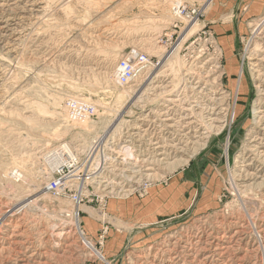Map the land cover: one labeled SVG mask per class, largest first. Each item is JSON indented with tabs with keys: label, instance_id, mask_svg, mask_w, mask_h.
Here are the masks:
<instances>
[{
	"label": "rangeland",
	"instance_id": "obj_1",
	"mask_svg": "<svg viewBox=\"0 0 264 264\" xmlns=\"http://www.w3.org/2000/svg\"><path fill=\"white\" fill-rule=\"evenodd\" d=\"M28 1L0 0V218L24 201L0 230V264L24 254L28 264H264V0ZM124 62L126 84L115 73ZM176 62L190 74L189 101L203 92L191 113L210 131L188 156L156 123L166 95L152 86L171 83ZM219 85L221 105L211 101ZM72 101L95 111L76 118ZM99 138L95 161L133 191L108 192L107 176L89 181L76 225L77 205L47 189L51 152L68 143L82 159ZM151 163L159 170L146 178Z\"/></svg>",
	"mask_w": 264,
	"mask_h": 264
},
{
	"label": "bare ground",
	"instance_id": "obj_2",
	"mask_svg": "<svg viewBox=\"0 0 264 264\" xmlns=\"http://www.w3.org/2000/svg\"><path fill=\"white\" fill-rule=\"evenodd\" d=\"M15 1H17V0H15ZM28 1V0H27ZM42 1V0H41ZM22 2V1H21ZM29 2V1H28ZM34 2H36V1H34ZM14 3V2H13ZM27 3V2H26ZM6 4V3H5ZM15 4H17V3H15ZM36 4V3H35ZM179 5V4H178ZM0 6H1V4H0ZM19 6H20V4H19ZM7 7V6H6ZM10 7V6H9ZM13 7V6H12ZM176 7H177V5H176ZM178 8V7H177ZM67 9V8H66ZM12 12V11H11ZM15 13V12H14ZM22 16V15H21ZM3 17V16H2ZM25 17V16H24ZM2 19V18H1ZM4 20V19H3ZM257 23V22H256ZM9 24V23H8ZM254 24V23H253ZM259 24V23H258ZM257 24V25H258ZM5 25H6V23H5ZM261 25V24H260ZM8 26V25H7ZM4 27V26H3ZM258 26H255V28H257ZM10 28V27H9ZM12 28V27H11ZM14 28V27H13ZM23 29V28H22ZM259 29V28H258ZM257 29V30H258ZM14 30V29H13ZM256 30V29H255ZM255 30H254V32H255ZM256 30V31H257ZM2 31V30H1ZM16 31V30H15ZM17 31H19V30H17ZM21 31V30H20ZM8 33V32H7ZM10 34V33H9ZM256 34V33H255ZM10 36V35H9ZM6 44V43H5ZM4 44V45H5ZM259 44V43H258ZM256 45V44H255ZM3 46V45H2ZM1 46V47H2ZM256 47V46H255ZM3 49V48H2ZM16 49V48H15ZM260 49V48H259ZM8 50H10V49H8ZM254 50V49H253ZM252 50V51H253ZM257 50V49H256ZM256 54V53H255ZM196 57V56H195ZM206 57V56H205ZM263 58V57H262ZM5 59V58H4ZM258 59V58H257ZM208 60V59H207ZM206 60V61H207ZM12 61V60H11ZM205 61V62H206ZM257 61V60H256ZM10 62V61H9ZM16 62V61H15ZM204 62V63H205ZM188 63V62H187ZM215 63V62H214ZM260 63V62H259ZM211 64H213V63H211ZM255 64V63H254ZM253 64V65H254ZM262 64V63H261ZM256 65V64H255ZM9 66V65H8ZM7 66V67H8ZM173 67H172V73H173V75L174 76H172V77H175V79L171 82V83H169V84H166V83H164V81L163 80H161V81H159V79L158 80H156V82L157 83H160V84H157V85H153L152 87H153V90H158V91H162V93H160L159 95H158V98H160V97H162V96H165L166 95V100L161 104L162 105V109L158 112V118H157V122L156 123H161V127L162 126H164V128H166V130H167V133H168V135L171 137V138H175L176 139V141L178 142L177 144L174 142L173 143V147H171L172 149H173V152H176V153H179V154H181L182 156H188L189 154H190V151L192 150V146L193 145H204L203 143L204 142H202V141H207L208 140V135L210 134V131H209V128H208V126L206 125V123L204 122V121H202V122H200V121H198V120H196L195 118H193V116H192V113H191V111H192V109H191V105H190V103H199V104H202L203 106L205 105V104H203V96H202V90H200V91H196V94H195V96H193L192 98H193V100L194 101H192V102H190L189 101V97H188V88H190V86H188V84H190V82H189V76H190V74L188 75V74H185L184 76H181V72H182V70H181V62L180 63H174V65H172ZM188 66H189V64H188ZM187 66V67H188ZM201 66H203V65H201ZM228 67H230L229 65H227ZM259 66V65H258ZM16 67V66H15ZM169 67V66H168ZM12 68V67H11ZM14 68V67H13ZM12 68V69H13ZM133 68V67H132ZM167 68V67H166ZM166 68H164V69H166ZM163 69V68H162ZM192 69V68H191ZM191 69H188V70H191ZM123 70H124V68L123 67H120V68H117L116 69V71H115V73L116 74H118L119 76L120 75H122V74H125V72H123ZM171 70V69H170ZM187 70V69H186ZM208 70V69H207ZM155 71H156V69H155ZM167 71V70H166ZM194 71V70H193ZM260 71V70H259ZM258 71V72H259ZM11 72V71H10ZM160 72V71H159ZM169 72V71H168ZM171 72V71H170ZM186 72V71H185ZM229 72V71H228ZM7 73V72H6ZM161 73V72H160ZM184 73V72H183ZM223 73V72H222ZM253 73H255V72H253ZM165 74V73H164ZM163 74V75H164ZM196 74V73H195ZM259 74V73H258ZM154 75V74H153ZM157 76H158V74H156ZM156 75L155 76H152V79H153V77H156ZM162 75V76H163ZM261 75V74H260ZM166 76V75H165ZM168 76V75H167ZM217 76H220V75H218L217 74ZM216 76V77H217ZM205 77V76H204ZM231 77V76H230ZM257 77V76H256ZM117 78V77H116ZM115 78V79H116ZM163 78V77H162ZM213 78H214V76H213ZM264 78V77H263ZM262 78V79H263ZM3 79V78H2ZM172 79V78H171ZM199 79V78H198ZM197 79V80H198ZM196 80V79H195ZM216 80V79H215ZM214 80V81H215ZM232 80V79H231ZM116 81V80H115ZM118 82H119V80H117ZM170 81V80H169ZM183 81V85H181L182 82ZM210 81V80H209ZM233 81V80H232ZM263 81V80H262ZM195 82V81H194ZM197 82V81H196ZM202 82V81H201ZM2 83V82H1ZM155 83V82H154ZM193 83V82H192ZM222 83V82H221ZM234 83V82H233ZM236 83V82H235ZM260 83V82H259ZM264 83V82H263ZM195 84V83H194ZM197 84V83H196ZM203 85V84H202ZM222 85V84H221ZM221 85H219V87H217L216 86V88H215V90L213 91L214 93H215V95H217V94H220V95H222V97L221 98H217V97H214V98H212L211 99V101L212 102H216L218 105H221V103H222V98H223V95H224V93L223 92H227L226 90L225 91H223L222 93H221V91L223 90V86H221ZM194 86V85H193ZM257 86V85H256ZM264 86V85H263ZM196 89H197V85L196 86H194ZM203 87V86H202ZM240 87V86H239ZM238 87V88H239ZM213 88V87H212ZM237 88V87H236ZM259 88V87H258ZM263 88V87H262ZM261 88V89H262ZM202 89V88H201ZM231 89V88H230ZM239 89H241V88H239ZM260 89V90H261ZM198 90V89H197ZM237 91V90H236ZM166 92V94H164ZM237 92H239V91H237ZM261 92V91H260ZM146 93V92H145ZM155 93V92H154ZM194 93V92H193ZM229 95H230V93H228ZM152 95V94H151ZM167 95L169 96V97H167ZM144 96V95H143ZM150 97V96H149ZM154 97H156V96H154ZM150 98H152V97H150ZM224 99V98H223ZM150 100V99H149ZM148 100V101H149ZM157 100V99H156ZM206 100V99H205ZM235 100V99H234ZM237 100V99H236ZM225 102V101H224ZM153 103V102H152ZM151 103V104H152ZM215 103V104H216ZM214 104V105H215ZM158 105H160V104H158ZM200 106V105H199ZM211 107V106H210ZM225 107V106H224ZM195 109V108H194ZM209 109V108H208ZM216 109V108H215ZM226 109V108H225ZM233 109H234V107H233ZM236 109V108H235ZM234 109V111H233V113H232V119L233 120H235L234 118H235V116H236V114H237V112H236V110ZM212 110V109H211ZM230 110V109H229ZM259 110H260V108H259ZM258 110V111H259ZM263 110V109H262ZM156 111V110H155ZM218 111V110H217ZM257 111V110H256ZM197 112V111H196ZM147 113H148V111H147ZM199 113V112H198ZM254 113V112H253ZM143 114V113H142ZM139 116V115H138ZM137 116V117H138ZM143 116V115H142ZM220 116V115H219ZM215 117L214 116V118L212 119V121H213V124L214 123H216V125H215V130L216 131H218V132H220L221 130H222V126H223V124H222V121H220V119H222L221 117ZM146 117V116H145ZM210 117V116H209ZM140 118V117H139ZM220 118V119H219ZM142 119V118H141ZM256 119V118H255ZM148 120V119H147ZM155 120V119H154ZM199 120H202V118L201 119H199ZM231 120V119H230ZM207 121V120H206ZM135 122V121H134ZM146 122V121H145ZM151 122V121H150ZM209 123V122H208ZM225 123V122H224ZM146 124V123H145ZM230 124V123H229ZM257 124H258V126H260V127H262L263 129H264V111H260L259 112V117H258V121H257ZM134 125V124H133ZM139 125H140V123H139ZM136 126V125H135ZM160 126V125H159ZM214 126V125H213ZM213 126H212V128H213ZM140 127H142V126H140ZM152 127V126H151ZM147 128H149V126L147 127ZM153 128V127H152ZM254 128V127H253ZM127 130V129H126ZM126 130H125V132H126ZM144 130H145V128H144ZM215 131V132H216ZM139 132V131H138ZM150 132V131H149ZM151 132H153V131H151ZM132 133V132H131ZM135 133V132H134ZM217 133V132H216ZM143 134V133H142ZM154 134V133H153ZM129 135V134H128ZM127 135V136H128ZM252 135V134H251ZM136 136V135H135ZM159 137V136H158ZM210 137V136H209ZM132 138V137H131ZM155 138V137H154ZM56 139V138H55ZM119 139H120V137H119ZM150 139V138H149ZM251 139H253V138H251ZM151 140V139H150ZM149 140V141H150ZM163 140V139H162ZM170 140V139H169ZM261 140V139H260ZM169 142H171V141H169ZM144 143V142H143ZM155 143V142H154ZM172 143V142H171ZM208 143V142H207ZM206 143V144H207ZM210 143V142H209ZM208 143V144H209ZM130 144H131V142H130ZM166 144V143H165ZM161 145H163V144H161ZM160 145V146H161ZM197 145V146H198ZM159 146V147H160ZM129 147V146H128ZM135 147V146H134ZM156 147V146H155ZM200 147V146H199ZM204 147V146H203ZM234 147V146H233ZM54 148V147H53ZM124 148H126V147H124ZM160 148H162L163 149V151H161V153H160V155H163V156H165L166 155V149H165V147L164 146H161ZM159 148V149H160ZM148 149H149V147H148ZM157 149V148H156ZM252 149V148H251ZM126 150V151H125ZM115 151V150H114ZM124 151L127 153V156H131L132 155V153L133 152H131V150H129V148H127V149H124ZM124 151L122 152V153H124ZM129 151L131 152V153H129ZM133 151V150H132ZM152 151V150H151ZM117 152V151H116ZM159 152V151H158ZM244 152V151H243ZM256 152V151H255ZM51 153H53V152H51ZM121 153V154H122ZM170 153V152H169ZM259 153H261L260 152V150H259ZM50 154V153H49ZM104 154V153H103ZM125 154V153H124ZM134 154V153H133ZM174 154V153H173ZM138 155V154H137ZM143 155V154H142ZM149 155V154H148ZM175 155V154H174ZM260 155V154H259ZM263 155V154H262ZM121 156V155H120ZM135 156V155H134ZM180 156V155H179ZM244 156V155H243ZM129 157H126L129 161H131V160H133V158H129ZM137 157V156H136ZM135 157V158H136ZM248 157V156H247ZM253 157V156H252ZM259 157V156H258ZM139 158V157H138ZM138 158H136V159H138ZM167 158V157H166ZM55 159H56V166H58L59 164H60V159L59 158H57L56 156H55ZM140 159V158H139ZM143 159V158H142ZM146 159V158H145ZM178 159V158H177ZM188 159H190L189 157H186L185 159H184V161L182 162H180V164L181 165H185V163H187L188 162ZM264 159V158H263ZM121 160V159H120ZM141 160V159H140ZM166 159H165V157H162V158H160L159 159V162H163V161H165ZM174 160V159H173ZM167 161H168V158H167ZM171 161V160H170ZM173 162V161H172ZM250 162H251V160H250ZM129 163H131V162H129ZM135 163V162H134ZM259 163V162H258ZM133 164V163H132ZM146 165V164H145ZM167 165V164H166ZM258 165V164H257ZM132 166H134V164L132 165ZM136 167H138L137 165H135ZM246 166V165H245ZM119 167V166H118ZM254 167H256V166H254ZM122 168V167H121ZM126 168V167H125ZM244 168V167H243ZM137 169V168H136ZM138 170V169H137ZM156 170H159V166L158 165H155V164H153V163H151V164H149L146 168H145V170L144 171H148V173L147 174H145L144 175V177H146V178H149V177H154L155 175H156V173H154V172H149V171H156ZM263 170H264V168H262L261 169V173H264L263 172ZM247 171V170H246ZM104 172H106V170L104 171ZM102 173V176H101V178L102 177H104L105 176V173ZM161 172V171H160ZM248 172V171H247ZM127 173V172H126ZM131 173V172H130ZM159 173V172H158ZM249 173V172H248ZM251 173V172H250ZM252 173H254V172H252ZM133 174V173H132ZM254 174H256V173H254ZM14 175V174H13ZM18 175V174H17ZM129 174H127V176H126V178H129V176H128ZM134 175V174H133ZM258 175V174H257ZM256 175V176H257ZM107 176V175H106ZM105 176V177H106ZM114 176V175H113ZM132 176V175H131ZM232 176V175H231ZM112 177V176H111ZM117 178V177H116ZM121 178V177H120ZM131 178V177H130ZM142 178V177H141ZM263 179V178H262ZM99 180V179H98ZM119 180V179H118ZM140 180V179H139ZM255 180V179H254ZM261 180V179H260ZM259 180V181H260ZM128 182L130 181V180H127ZM136 181V180H135ZM128 182H122V181H119V182H116V180H115V178H110V176L108 175L106 178H105V180H101V182H99L100 184H102L103 183V185L105 186V189L109 192H113L114 190L118 193V195H122V193H125L124 194V196L123 197H127L128 195H130L131 193H132V191L133 190H130V189H126L125 187H127V183ZM98 183V182H97ZM260 183H262V182H260ZM131 187V186H130ZM104 188V187H103ZM134 189V188H133ZM106 193V192H105ZM84 194V193H83ZM36 195V194H35ZM105 195V194H104ZM34 197V196H33ZM32 197V198H33ZM104 197V196H103ZM31 198V197H30ZM171 198V197H170ZM29 200V199H28ZM23 204H24V201H21V202H19L14 208H12V209H9V210H7L6 212H4V214H2L3 216L0 218V230L1 229H3L4 228V226H3V224H4V221H5V219H7V218H11L10 220H11V222L13 221V219H12V217L14 216V215H16L15 213V211L17 210V209H19V208H21L22 206H23ZM173 204V203H172ZM4 210V209H3ZM22 210V209H21ZM20 210V211H21ZM64 211V210H63ZM65 211H67V210H65ZM73 211V210H72ZM79 207L77 206V211H75L74 212V217L76 218V222L77 223H75L76 225H78L79 224ZM21 218V217H20ZM17 220V219H16ZM238 221V220H237ZM14 224H16V223H14ZM6 227H9V226H12V223H7L6 222V224H4ZM9 225V226H8ZM242 225V224H241ZM19 226V225H18ZM18 226H13L14 227V230H13V234H11V235H15V236H17L18 235V230H17V227ZM78 227V226H77ZM62 228V227H61ZM4 231V230H3ZM12 231V230H11ZM10 231V232H11ZM67 231V230H66ZM59 232V231H58ZM68 233V232H67ZM71 232H69V234H70ZM196 233V232H195ZM256 233V232H255ZM9 234V233H8ZM60 234V233H59ZM61 235V234H60ZM10 236V235H9ZM14 236V237H15ZM62 236V235H61ZM68 236V235H67ZM20 238V237H19ZM222 238V237H221ZM6 239V238H5ZM8 239V238H7ZM28 239V238H27ZM21 240V239H20ZM25 240V239H24ZM29 240V239H28ZM4 241V240H3ZM231 241V240H230ZM88 242V241H87ZM206 242V241H205ZM16 243V242H15ZM70 244V243H69ZM91 244V243H90ZM208 244V243H207ZM21 245V244H20ZM23 245V244H22ZM206 245V244H205ZM222 245V244H221ZM66 246V245H65ZM151 246V245H150ZM153 246V245H152ZM229 246V245H228ZM231 246V245H230ZM22 247V246H21ZM62 247V246H61ZM222 247V246H221ZM1 248H3V247H1ZM6 248V247H5ZM13 248V247H12ZM66 248V247H65ZM152 248V247H151ZM204 248V247H203ZM227 248V247H226ZM11 249V248H10ZM3 250V249H2ZM11 250H13V249H11ZM7 251V250H6ZM17 251V250H16ZM184 251V250H183ZM221 251V250H220ZM8 252V251H7ZM12 252V251H11ZM159 252V251H158ZM198 252V251H197ZM224 252H225V250H224ZM1 253H4V252H1ZM25 253V252H24ZM35 253V252H34ZM162 253V252H161ZM14 254V253H13ZM16 254V253H15ZM8 255V254H7ZM10 255H12V254H10ZM9 255V256H10ZM34 255V254H33ZM14 256V255H13ZM22 256V255H21ZM30 256H31V254H30ZM224 256V255H223ZM11 257V256H10ZM17 257V256H16ZM18 258V257H17ZM189 258V257H188ZM244 258V257H243ZM14 259V258H13ZM17 260V259H16ZM30 260H32V259H30V258H28V256H26L25 254H24V256H22V258H20L18 261H20L22 264H28L29 263V261ZM35 261V260H34ZM19 262V263H20ZM20 263V264H21ZM44 263V262H43ZM244 263V262H243ZM16 264H18L17 263V261H16ZM41 264V263H40ZM192 264V263H191ZM205 264V263H204Z\"/></svg>",
	"mask_w": 264,
	"mask_h": 264
},
{
	"label": "built area",
	"instance_id": "obj_3",
	"mask_svg": "<svg viewBox=\"0 0 264 264\" xmlns=\"http://www.w3.org/2000/svg\"><path fill=\"white\" fill-rule=\"evenodd\" d=\"M139 57L141 58L139 59ZM130 60L133 62H135L134 60H138V62H140L142 56L140 53H134L130 57ZM120 67L124 68L123 72H125V74L120 76L117 74L118 78L123 84L129 83V80L132 78L131 74L133 73L131 66L127 62H124L118 68ZM68 106L72 115L76 118H84L93 114L95 111V108L90 105H83L78 101H72ZM101 145L102 139L99 138L96 142L91 144L85 157L81 159L68 143L59 144V146L53 150L50 158L52 161L56 156L60 159V164L57 166V169H55L54 177L47 184V189L56 196L67 195L77 206L81 205L83 201V189H85L86 184L89 181L96 182L106 170V163H101L100 161L96 162V156L95 158L92 156L93 154L97 155L99 153ZM122 161L125 166L128 165L127 168L131 165L126 157L123 158Z\"/></svg>",
	"mask_w": 264,
	"mask_h": 264
}]
</instances>
